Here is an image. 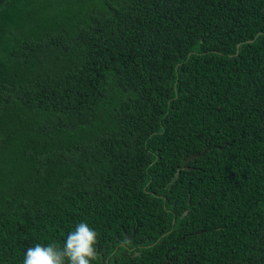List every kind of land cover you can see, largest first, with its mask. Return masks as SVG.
I'll return each mask as SVG.
<instances>
[{"label": "trees", "instance_id": "1", "mask_svg": "<svg viewBox=\"0 0 264 264\" xmlns=\"http://www.w3.org/2000/svg\"><path fill=\"white\" fill-rule=\"evenodd\" d=\"M80 222L94 264H264V0H0V264Z\"/></svg>", "mask_w": 264, "mask_h": 264}, {"label": "clouds", "instance_id": "2", "mask_svg": "<svg viewBox=\"0 0 264 264\" xmlns=\"http://www.w3.org/2000/svg\"><path fill=\"white\" fill-rule=\"evenodd\" d=\"M99 234L86 222L68 233L62 246L37 243L25 253L23 264H94L101 259Z\"/></svg>", "mask_w": 264, "mask_h": 264}, {"label": "water", "instance_id": "3", "mask_svg": "<svg viewBox=\"0 0 264 264\" xmlns=\"http://www.w3.org/2000/svg\"><path fill=\"white\" fill-rule=\"evenodd\" d=\"M209 149H210V147L206 148V149H205L203 152H201V153H196V154L190 156L189 158L186 159V163H187V162H190L191 160L196 159L197 157H200V156L203 155V154H205ZM168 262H169V261H168Z\"/></svg>", "mask_w": 264, "mask_h": 264}, {"label": "flooded vegetation", "instance_id": "4", "mask_svg": "<svg viewBox=\"0 0 264 264\" xmlns=\"http://www.w3.org/2000/svg\"><path fill=\"white\" fill-rule=\"evenodd\" d=\"M130 236L128 235V238H129Z\"/></svg>", "mask_w": 264, "mask_h": 264}]
</instances>
